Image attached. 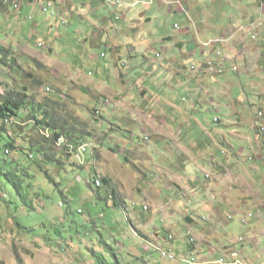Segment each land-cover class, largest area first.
Instances as JSON below:
<instances>
[{
  "label": "rangeland",
  "instance_id": "374dc122",
  "mask_svg": "<svg viewBox=\"0 0 264 264\" xmlns=\"http://www.w3.org/2000/svg\"><path fill=\"white\" fill-rule=\"evenodd\" d=\"M20 1V12L12 6L0 7V46L9 53L7 66L0 61V92L22 91L23 86L36 102L45 97L68 101L76 119L95 132L94 138L83 143L88 151L80 158L75 156L77 151L67 157L55 150L65 161L60 168L48 162L38 166L35 161L43 157L36 152H32L33 158L24 154H31L33 137L41 140L42 133L32 129L33 123L16 119L14 127L0 130L5 137L2 145L9 139L18 148L7 158L14 161L19 173L27 174L24 193L34 204V210L21 208L15 189L0 178V264H95L93 250L101 251L107 264L116 262L115 258L120 264H189L183 261L188 259L183 249L189 248V229L199 251L215 248L220 255L227 243L228 250L242 249L237 242L245 237L243 247L251 245L257 252L258 241L264 245V156L258 158V148L252 144L255 130L264 138L260 126L264 117L258 124L253 122L249 108L254 105L247 101L260 104L264 113V42L257 33L250 35L254 25L247 27L250 36L241 44L239 35L244 28L229 33L233 45H239L238 56L227 57L217 50L215 56L198 63L202 58L198 43L202 42L203 51L208 48L211 52L219 40L204 42L200 36L195 41L185 36L183 31L189 25L185 15L175 14L176 8L182 10L178 1L164 5L156 0L148 8L143 1L116 15L118 6L112 3L117 0H53L51 7L45 6L48 0ZM29 2L32 5L27 7ZM139 13L140 27L130 22ZM259 16L264 18L261 11ZM180 43L183 48L178 47ZM189 45L197 47L196 55L189 54ZM114 54L121 57L115 61ZM200 74L226 87L216 85L219 92L213 93L201 89ZM38 80L40 87L36 86ZM147 82L150 86L161 83L159 89L166 90L196 82L203 101L195 110V95L176 90L173 99L177 106L166 103L151 88L147 91ZM226 95L233 101L244 100L251 118L226 115ZM159 101L172 110L171 115L160 116L155 106ZM101 105L107 107L100 109L106 121L94 115ZM190 111V139L182 144L183 133L172 126ZM162 118L168 127L163 126ZM219 119L222 125L216 123ZM171 133L173 144H165ZM195 137L201 141L193 142ZM199 143L211 147L213 153L200 156ZM191 144L194 148L186 152L183 146ZM212 157L220 163L222 158L231 159L233 172L218 173ZM2 159L0 154V162ZM196 162L198 167L192 168ZM98 175L110 179L126 201L123 209L104 200L105 187L97 189L92 184ZM186 176L198 184L190 185ZM91 220L94 228L86 227ZM160 248L170 250L183 263L162 257Z\"/></svg>",
  "mask_w": 264,
  "mask_h": 264
},
{
  "label": "crops",
  "instance_id": "0c3cea01",
  "mask_svg": "<svg viewBox=\"0 0 264 264\" xmlns=\"http://www.w3.org/2000/svg\"><path fill=\"white\" fill-rule=\"evenodd\" d=\"M135 1L136 0H133V2H130V3L125 1V4L130 5V6L134 5L133 6V8H134L137 6V2H135ZM177 1H178V4L182 10L176 8L175 14H179L180 16L185 15L186 16L185 20L187 21V23L189 25L188 28L184 29V31H183V34L185 36H189V37H191V39H193L195 41L197 39H199V37L201 36L202 41H204V42L206 39H207L206 41H208L210 39L223 40L222 42H219V44L214 45L211 49V52H208V48L203 51L202 44H201L202 42H200V44L198 43L197 46L200 48V55L202 57V58H200L198 63H201V62L208 60V58H207L208 56H213V55L215 56L214 51H217V50L220 51L224 56L226 55L227 57L228 56L235 57L236 55L238 56L239 55V52H238L239 45H237V44L233 45L234 42H232V41H234V37L230 38L229 33L232 30V35H233L236 32V28H239V27L245 29L243 31L244 33H241L240 35L237 33V35L240 36V44H241L242 39H245V40L248 39V37L250 35H252L254 32L258 34V36L260 37V41L264 42V18L262 19L259 16L260 11H261V13L264 14V9L261 8L264 6V0H159V3L166 5L167 3H174V2L177 3ZM31 5L32 4L29 2L27 7H29ZM0 6H2V5H0ZM133 11H135V10H133ZM141 14L142 13H139L137 15L138 18L137 19H131L130 22L132 24L136 23L140 27L143 24L142 19L140 18ZM126 18H127V15L125 17V20H126ZM125 20H122V21H125ZM146 21L148 22V21H150V19H146ZM260 23L263 24V27L260 26ZM250 24L254 25V30L249 35L248 33H246V30ZM176 26H175L176 28H179L178 25H176ZM102 44H104V41ZM178 47L183 48V43L178 44ZM196 48L197 47H195V49ZM110 49L112 51L114 50L112 47H110ZM195 49H194V47H192V45H189L187 50L189 51V54L196 55L197 52ZM117 56H118V58L121 57L118 54L115 55V61H116ZM157 56H160V54H157ZM122 63L123 62H120V64H122ZM226 65L229 66L230 64L227 63ZM121 75H122V73H121ZM197 80L199 82L201 81V83H203V86L201 89H203V87H206V89H209L212 93L213 92H219L218 89L215 88L216 85H218L217 79H213L210 76L208 77L207 75L200 74V75H198ZM147 83H148L147 91H149V88H151L155 93L160 94L158 99H161L162 101L164 100L166 103H170L172 101V103L177 106V104L174 102V99H173V92L176 90L177 91L178 90L184 91L185 93L191 91L193 93V95H195L194 99H193V103H194L193 108L195 110H197V108L199 107V105H200L199 102L203 101V95L200 98V95L197 94L196 82H192L191 84H188V85L175 86L174 90L173 89H170V90L159 89V86L161 83L159 85H157L155 83L156 86L155 85L150 86V83L149 82H147ZM166 86H167V84H166V82H164V87H166ZM217 87L218 88H225L226 86H223L221 84V85H218ZM163 91H165L164 94H163ZM143 94H147V92L143 93ZM254 98H256V97L254 96ZM225 99L227 100L226 107H228V110L225 112V114L229 115V116H232V115L241 116V115H243V117L248 119V118H251V117H249L250 115H247V113L249 114L248 111L250 110L253 113L252 115L256 118L257 113L260 110L262 111L260 104H256L254 102L250 103V101H247L248 104L254 105L252 108H249V110H248L247 107H249V106H247L245 101L242 99L240 100V102L233 101L227 95H226ZM183 100H186V98L183 97L182 101ZM211 100L214 102L213 99H211ZM162 101H159V103L155 104V106L157 107V109L160 112L159 113L160 116L166 115V114L171 115L172 110L170 108L166 107ZM212 101L209 103L213 104ZM181 107H184V106H181ZM184 108H187V107H184ZM254 109H257V111H255ZM156 112H157V110H156ZM191 112H193V111H190L188 115L185 114V117H182L181 121H179V119H178L177 122L175 124H173L176 127L172 126V129L175 128L176 130L177 129L181 130V133H183L184 139H182V141H181L182 144H183V141H188L190 139L189 136H187V133H189V130L192 129V126L190 124ZM178 117L179 116H177V118ZM254 117H253V122H257L256 124L260 123V121H258L259 119L254 120ZM161 121H163V126L168 127L167 121L165 119L162 118ZM181 122H183L182 125H184L185 128L181 127L182 126ZM262 124H264V120L262 121L260 126ZM258 131H259V129L257 131L255 130V136L253 138L256 139V141H254L252 145H253L254 149H256V147L258 148L257 149L258 151H256V156L259 158L260 156L261 157L264 156V138L262 135H260L258 137V135H257ZM172 136H173V134L171 133L170 138H169L170 142H164V143L165 144L169 143L170 145H172L173 141L175 140L174 136L173 137ZM234 136H238V132H237V134H233V137ZM194 141L200 142L201 139L199 137H195V138H193V142ZM158 144H162L164 146V144L162 142H159ZM175 146H178V144H176ZM202 146L203 145H201L199 143L197 151L200 153V156H202V154L205 152L207 153L208 151L213 153L211 147H202ZM183 148L186 150V152H189L190 148H194V145L191 144L190 146H187V147L183 146ZM163 150L166 151V146L163 147ZM203 156H205V154ZM254 156H255V154H254ZM252 159L253 158L251 157L250 160H252ZM210 160H211V163L215 162V163H213V164H215V165H213L214 168L216 167L217 169H220V170H217L218 173H221L224 171L226 172L227 170H230L231 173L233 172V170L230 169L233 166L231 159L228 161L227 158H222L223 163H220L218 161H213V160H215L214 157H212V159H210ZM204 162H206V161L204 160ZM198 165H199V162H196V165H194V166L192 165V168H196V167H198ZM218 166H219V168H218ZM183 169L185 171V168H183ZM237 174H239L241 176L240 178L245 177V175H242L239 172H237ZM186 178H187L186 182H188L190 185L194 186L195 184L196 185L198 184V180L190 181V179H188L189 176H186ZM251 180H252V177H250V181ZM184 181H185V179H184ZM239 183L244 184L242 182H239ZM246 183H247V180H246ZM218 184H221V183H218ZM237 243H239V240ZM243 244L244 243H241V245H240L242 247V249H240V247L238 248V246L236 248L239 250V252L241 254V262H242L241 264H264V245H261L262 244L261 241H258V244H257L258 250L256 249L257 252L255 251V248L252 247L251 245L243 247ZM228 247H229V243L222 246L223 249L220 250V252H221L220 255H218L215 252V248H212L209 250H200V251H199V249H197L196 252H197V256H198V260H199L200 264H217L219 259L221 258V256L223 254H229L231 252L230 249H229L230 251L228 249H226ZM232 250H234V249H232ZM184 251H185V253H187V256L189 257L190 253H191V251H193V249L192 248L191 249L185 248V249H183V252Z\"/></svg>",
  "mask_w": 264,
  "mask_h": 264
},
{
  "label": "trees",
  "instance_id": "16d2710c",
  "mask_svg": "<svg viewBox=\"0 0 264 264\" xmlns=\"http://www.w3.org/2000/svg\"><path fill=\"white\" fill-rule=\"evenodd\" d=\"M142 1L144 0H139L137 2ZM154 3L155 2L147 1L145 6H147L148 8L149 6L151 7ZM260 26L263 27V24ZM8 55V51L4 47L0 46V61L5 66H7V60L5 59V57H7ZM41 85V81H36V86L40 87ZM100 109L106 110L107 107H105V105H101L99 108H95L94 115H98L100 119H104L106 121L107 116H105V114L101 112ZM260 112L263 113V111L260 110L257 113V118L259 120L261 119V117H258ZM16 119H21L22 121L33 123L32 129H34L38 134L42 133L43 131L48 132V136L40 134L41 140L38 139L37 141H35V137L30 140V155L22 149L27 158H30V156L33 155L32 152H36L39 156L43 157L41 161H35L38 166H40L43 162H48L49 164H55V166L60 167V165L65 161H62V158H58V155L55 152L56 149L61 151L62 156L71 157L72 152L75 151H77L75 155L77 156L78 150L83 145V143L87 141V139L94 138L95 131L90 129L89 126L87 127V124L79 122L76 119L74 114L70 112L68 101L53 100L50 99V97H45V99H43L42 101L36 102L35 97L29 94V89L23 86L22 91L8 90L5 92H0V130L2 131V128H5L4 124L6 123V120H9L12 123L11 127H14L17 123ZM216 123H220V125H222V121L220 119L217 120ZM61 138L64 141L63 144L59 143V140H61ZM0 139L2 141L3 139H5L4 135L1 132ZM17 149L18 148L15 147L14 143L9 139H6V145H0V154H2L3 156L2 162H0V167L2 168L0 178H5V180L9 182L10 185L15 189L19 201H21L19 204L21 208H23L24 205L27 208L33 209V202L29 201L28 195L24 193L27 174L19 173L16 168H14V161H9V158H7V155L10 156L11 153L17 151ZM7 150L10 151L9 154L6 153ZM72 167H74V164H72ZM96 178L97 176L95 177V179ZM103 181L104 182L102 187H105V189H107V197H105L104 200L108 203L109 200H111L112 206L114 208L123 209L125 207L126 201H123L116 189H113L110 179L103 177ZM92 184H94V182ZM89 186L92 188L91 184ZM0 189H2V184H0ZM99 199L103 198L99 197ZM9 204L13 207L12 203ZM67 214L68 213H65V216H67ZM187 220L190 221L189 218ZM17 224L19 225L20 223L17 222ZM94 224L95 222L91 220V224L87 223L86 227L92 225L94 228ZM56 234H59L58 229H56ZM70 238L71 240H73L71 235ZM66 243L67 246H70L68 242ZM189 248L191 249V245H189ZM158 252L160 253V251ZM91 253L95 257V264H107V260L105 259V256L101 251L93 250ZM115 260L116 262H112L111 264H120L117 258H115ZM175 262L183 263L179 260H176Z\"/></svg>",
  "mask_w": 264,
  "mask_h": 264
},
{
  "label": "built area",
  "instance_id": "2783aa9c",
  "mask_svg": "<svg viewBox=\"0 0 264 264\" xmlns=\"http://www.w3.org/2000/svg\"><path fill=\"white\" fill-rule=\"evenodd\" d=\"M150 1L153 2V0H150ZM113 5L121 7V6H123V3H121L120 1H116ZM49 7H51V6L49 5ZM14 8L16 10H19L20 9V5L18 3H15L14 4ZM45 10H47V9L45 8ZM211 64L213 66V63H211ZM192 69L193 70L196 69L195 66H192ZM217 71L222 72V69H219ZM47 90L49 91L50 89H47ZM263 116H264V113L260 112L259 113V117H263ZM261 130L264 131V126L261 127ZM59 143L63 144L64 141L59 140ZM85 153H87V147L86 146H81L80 157L82 155H84ZM207 178H208V176H207ZM144 208L147 209L146 206ZM187 237H188V242H189V244L191 246L196 244V238H195V235H194V233H193V231L191 229H189L187 231ZM169 240L173 241L174 237H170ZM244 240L245 239L241 237L239 239V243H243ZM185 258L190 259V261H192L194 264H200V262H199V260L197 258L196 249L191 251L189 257L185 255ZM241 263H242L241 262V254H240L239 250L238 249H234V250L231 249V252L229 254H227V256H225L224 258H220L217 264H241Z\"/></svg>",
  "mask_w": 264,
  "mask_h": 264
},
{
  "label": "clouds",
  "instance_id": "9594fccd",
  "mask_svg": "<svg viewBox=\"0 0 264 264\" xmlns=\"http://www.w3.org/2000/svg\"><path fill=\"white\" fill-rule=\"evenodd\" d=\"M106 1V0H105ZM117 1H119V0H117ZM144 1H150V0H144ZM156 0H153V2H155ZM121 2V1H120ZM143 2V1H142ZM142 2H137V5L138 4H142ZM15 3H18L19 5H20V9L19 10H15V8H14V4ZM52 3H53V0H48L47 2H45V6L46 5H52ZM121 3H123V2H121ZM0 4L2 5V6H0V7H5L6 9H7V7L8 6H12V8L16 11V12H20L21 11V8H22V3H21V1L20 0H0ZM114 3H112V6H114L113 5ZM128 6H130V5H127V4H125V3H123V6H121V7H118L117 8V11L114 13L115 15L116 14H119V13H121L126 7H128ZM132 7L134 6V5H131ZM115 7H117V6H115ZM262 9H264V6L263 7H261ZM260 25H262V23H260ZM177 27V26H176ZM219 42H222V40H219ZM221 53V52H220ZM217 54V53H216ZM102 58H105L106 56H105V54H102V56H101ZM157 57H159V56H157ZM194 66V65H193ZM191 68H192V66H191ZM91 74V73H90ZM49 89V88H48ZM5 125V127L7 126H11L12 125V123L9 121V120H6V123L4 124ZM262 126H264V125H262ZM47 132V131H46ZM42 134H44V135H46V136H48L46 133H43L42 132ZM147 139H148V137H146ZM62 139V138H61ZM1 140V139H0ZM0 145H2V140H1V142H0ZM4 145V144H3ZM83 146V145H82ZM9 150H7L6 151V153L7 154H9ZM33 156L34 155H31V157L33 158ZM100 175H98L97 177H99ZM101 177V176H100ZM102 178V181H103V177H101ZM97 179V178H96ZM96 179H95V181H96ZM95 181H93L94 182V186H95ZM103 186V185H102ZM96 187V186H95ZM96 188H100V187H96ZM145 209V208H144ZM195 235V234H194ZM196 238V237H195ZM188 245H190L189 244V242H188ZM191 248L194 250V249H196L195 248V245H193V246H191ZM197 250V249H196Z\"/></svg>",
  "mask_w": 264,
  "mask_h": 264
},
{
  "label": "bare ground",
  "instance_id": "6f19581e",
  "mask_svg": "<svg viewBox=\"0 0 264 264\" xmlns=\"http://www.w3.org/2000/svg\"><path fill=\"white\" fill-rule=\"evenodd\" d=\"M61 141H63V139H61ZM83 146H85V145H83ZM80 151H81V147L79 148L78 153H77V157L78 158H80ZM87 151H88V149H87ZM103 182L104 181H102V178L99 176V177H97V179L95 181V186L96 187H102ZM159 251H160L162 257L167 258L170 261H176L178 259L175 254H173L171 252H168L169 250L168 251H165V250H163V249L160 248ZM183 261L184 262H187L189 264H194L192 261H190V259H183Z\"/></svg>",
  "mask_w": 264,
  "mask_h": 264
}]
</instances>
